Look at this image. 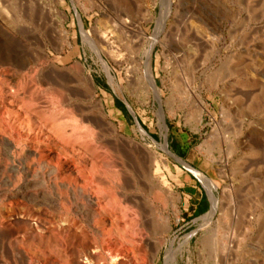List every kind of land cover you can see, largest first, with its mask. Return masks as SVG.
<instances>
[{"label": "rangeland", "instance_id": "obj_1", "mask_svg": "<svg viewBox=\"0 0 264 264\" xmlns=\"http://www.w3.org/2000/svg\"><path fill=\"white\" fill-rule=\"evenodd\" d=\"M0 3V18L3 17L0 25L3 23L6 29L14 31L8 40L0 36V44L13 49L12 56L15 51H22L31 62L21 71L28 77L22 92L27 93L29 108L50 113L49 118L55 113L58 123H64L59 130L69 131L74 147H81L79 152L88 153L85 147L98 149V154L94 148L89 151L91 155H85L92 161L97 157L96 162L99 160L93 185L105 178L106 182L113 180L108 183L116 189L110 192L115 203L111 206L122 215L120 223L125 219L127 222L124 220L123 224L133 228L136 239L142 235L140 252L147 254L145 264H166L167 251L173 253L176 264H264V228L259 230L264 221L257 229H246L249 217L251 222L256 215L264 214V0H0ZM83 28L91 38L90 43L83 40ZM100 56L107 62L113 81L103 70ZM53 64L59 69L52 74L47 69ZM146 66L156 89L150 87ZM81 73L92 77L91 85L85 80L79 79L78 83L73 80L81 77ZM58 75L60 82L68 86L64 84L59 92L48 85L59 81ZM67 107L73 108L70 115ZM160 107L165 131L158 117ZM161 143L207 178L219 200L212 217L204 216L211 209V201L203 181L178 158L164 151ZM177 150L188 152L186 160ZM101 159L105 161L102 166ZM152 159L160 161L171 193L157 190L156 194L153 183L147 176L142 177L141 166L151 165ZM136 174L140 176L135 177ZM3 180L0 179V264H51L47 256L55 254L58 247L69 254L71 264H91L97 251L93 248L96 235L89 228V216L69 213L74 222L72 231L80 237L84 235L87 241L69 240L68 226L65 228L61 222L66 214L59 211L52 196L39 192L41 184L37 188L35 181H31L32 185L20 193L27 191L29 197L17 194L14 199ZM106 182L101 183L106 186ZM42 187L54 192L46 180ZM124 191L129 196L122 197ZM200 191L206 196L208 208L193 213L191 207ZM61 196V202L67 203L66 196ZM130 198L140 206L133 205ZM236 205L245 209V217L235 225L226 214L237 209ZM60 231L65 232L63 239ZM53 233L61 234L55 246L47 239ZM226 235L228 243L234 245L229 251L219 249L220 243H227ZM111 241L118 243L113 237ZM85 242L89 246L83 247ZM119 251L114 260L117 263L109 260L107 264H140L132 252L121 248Z\"/></svg>", "mask_w": 264, "mask_h": 264}, {"label": "bare ground", "instance_id": "obj_2", "mask_svg": "<svg viewBox=\"0 0 264 264\" xmlns=\"http://www.w3.org/2000/svg\"><path fill=\"white\" fill-rule=\"evenodd\" d=\"M1 4V3H0ZM16 9V8H15ZM6 14V12H5ZM4 15V14H3ZM7 15V14H6ZM19 16V15H18ZM24 16V14H23ZM6 17V16H5ZM3 18V17H1ZM0 18V19H1ZM6 20V18H5ZM3 21V20H2ZM22 21V20H19ZM23 22V21H22ZM25 22V21H24ZM1 23V21H0ZM8 23V21H7ZM107 24V23H106ZM3 25V23H2ZM0 25V36L5 39L8 40L10 37L13 36L14 31H9V29H6V27ZM81 25V24H80ZM7 26V25H6ZM83 27V26H82ZM8 28V27H7ZM21 29V28H20ZM30 30V29H29ZM85 29L83 28L81 31L83 33V40L85 42H91V38L88 35V33H86L84 31ZM24 33V29H21V33ZM31 31V30H30ZM43 31V30H42ZM36 33V32H35ZM63 33V32H62ZM29 34V33H28ZM63 35V34H62ZM61 35V36H62ZM35 36V35H34ZM31 37V36H30ZM16 38V36H15ZM52 38V37H51ZM50 38V39H51ZM1 39V38H0ZM11 40V39H10ZM23 40V39H22ZM31 40V39H30ZM38 42V41H37ZM21 43V42H20ZM25 43V42H24ZM6 45V44H5ZM15 45V44H14ZM22 45V44H21ZM89 45V44H88ZM92 45V44H91ZM95 45V44H94ZM24 46V45H23ZM29 46V44H28ZM39 47V45H37ZM93 46V45H92ZM94 47V46H93ZM14 48V47H13ZM52 48V47H51ZM97 48V47H96ZM65 49V48H64ZM17 50V49H15ZM23 50V49H21ZM14 50L11 49L10 47L7 46H3L0 44V173H1V180H3V183L5 187H7V190L9 191L10 195L12 197L15 198V196H17V194L21 195V197H25L28 198L29 196L27 195V191L25 192V194H20L22 192V190H26L27 187L31 186L29 185L31 183V181H35V183L37 184L36 187L38 188L39 185V192H41V194H45L47 196H52L54 199V201H56L57 207L59 208V211H63L66 215L65 217L62 219V223L65 225L64 227L66 228V225L68 226L67 230H68V234L66 235V237L69 240H74L76 238H78V240L80 242H83L85 237L84 235H79L76 234V232L72 231L73 228V223L72 222V218L69 217V213L71 211H73L74 213H76L77 215H87L89 216L88 219L90 218V220H88V223L90 225V229L92 230V232L96 235L95 239H94V246L93 248L96 249L95 251H97L96 255L90 260L91 264H107L109 260H113V262H115L114 260L116 259V257L119 255L120 251L119 249L121 248V250H125V251H130L133 253V257L135 259L136 262L140 261L143 262V264H145L147 261L145 259V255L144 253L140 252L141 249V241L139 239H141V234H139L138 237H140L139 239L135 238L136 232H133V228L130 226H127L126 223L123 224L124 220L122 223H120V215L117 214V210H114V208L112 206H115V203L113 204L112 202V197L110 192L112 191V189L114 188V185L108 184L110 182L111 179H109V181L106 182L102 180L104 183L106 182V186L104 183L101 182H97L96 185H93L94 183V179H93V174L95 175L96 172H94V170L96 169L97 166V158L95 159V161H92V158L90 157V155L92 153H89V151H93V149L95 147H85L88 150V153L90 154L89 157L91 158H87L88 156L82 152H79V148L76 149L74 147V145H76L74 142H72L70 140V134L67 133L69 131H60L59 129V125L63 127L64 123L63 122H59L56 118V116H54V114L49 118V115H46L45 113H43L42 111H38L35 110L34 108H29V102L27 101V97L25 94L27 93H23L22 90L24 89V85L26 84L25 82V78L28 79V77H26V75H23L24 73H21L22 69H24L26 67V65L29 63L28 59H26L23 56V52L21 51L19 52H14V56L11 55V53ZM20 51V50H19ZM97 51V50H96ZM36 52V51H34ZM37 53V52H36ZM25 54V53H24ZM33 54V53H32ZM150 54V53H149ZM40 55V54H39ZM41 56V55H40ZM99 58V57H98ZM21 62L19 63L18 60ZM45 59V58H44ZM41 60V59H40ZM146 62L149 63V55L147 56V60ZM230 62V61H229ZM31 63V62H30ZM29 63V64H30ZM38 63V62H37ZM100 63L101 66L103 67V70L105 71V73L107 74L108 78L110 81H113V77L110 73V68L107 64V62L100 56ZM71 66V65H70ZM148 66V65H147ZM146 66V67H147ZM68 67V66H67ZM81 67V66H80ZM29 68V67H28ZM57 65L53 64L50 66V69L48 68L47 70H51V73L53 74L52 71H58L57 69ZM33 69V68H32ZM31 69V70H32ZM63 69V68H62ZM72 69V68H71ZM64 70V69H63ZM146 70V69H145ZM46 71V68H45ZM36 72V71H34ZM72 72V71H71ZM56 73V72H55ZM43 74V73H42ZM60 74H62L60 72ZM68 74V73H67ZM146 74V73H145ZM56 75V74H55ZM230 75V74H229ZM29 76V75H28ZM44 76V75H43ZM38 77V76H37ZM59 77V75H58ZM77 77V76H75ZM34 78V77H33ZM60 78V77H59ZM68 78V77H66ZM147 78L150 84V87H152V89H156V85L154 84V80L153 77L150 73L149 67H147ZM32 79V78H31ZM63 79V78H62ZM79 79L81 81H87L88 84L91 85L92 81V77L90 75H86V74H82L81 73V77H77L74 78L73 80L75 82L79 81ZM35 80V79H34ZM66 80V79H65ZM32 81V80H31ZM37 81V80H36ZM58 80L54 81H50L51 84H48L49 86H51V89H53V91H58L59 92V88L61 89V87H63V85L66 83H62L61 78L60 80L57 82ZM72 81V80H70ZM80 82V81H79ZM30 83V81H29ZM28 83V84H29ZM47 83H49V81H47ZM78 83V82H77ZM115 82H113L112 84H114ZM36 85V84H35ZM53 85V86H52ZM115 85V84H114ZM47 86V85H46ZM45 86V87H46ZM65 86H67L65 84ZM89 86V85H88ZM43 87V86H42ZM68 87V86H67ZM85 87V86H84ZM70 88V87H69ZM75 88V87H74ZM46 89L48 90V88L46 87ZM50 89V88H49ZM27 90V89H26ZM64 90V89H63ZM43 92V91H42ZM52 92V90H51ZM69 92V91H68ZM77 92V91H76ZM57 93V92H56ZM80 93V92H79ZM78 93V94H79ZM159 93V92H157ZM156 93V97L157 99L160 101V96L159 94ZM38 94V93H37ZM56 95V94H55ZM58 95V93H57ZM90 96V94H88ZM258 96V95H257ZM59 97V96H58ZM57 97V99H58ZM53 98V97H52ZM61 98V96H60ZM72 98V97H71ZM93 98V97H92ZM256 98V97H255ZM31 99V98H30ZM56 99V100H57ZM261 100V99H260ZM32 101V100H31ZM256 101V100H255ZM32 103V102H31ZM37 103V102H36ZM47 103V102H46ZM40 104V103H39ZM57 105V104H56ZM68 105V104H67ZM96 105V104H95ZM65 106V105H64ZM71 106V105H70ZM68 106V107H70ZM75 106V105H74ZM90 106V105H89ZM101 106V105H100ZM45 107V106H44ZM56 107V106H54ZM61 107V109L63 108L62 106H58V108ZM66 107V106H65ZM66 108L68 111V114L70 115V108ZM38 108V106H37ZM57 108V107H56ZM76 108V107H75ZM58 110V114L59 111ZM65 109V108H63ZM69 109V110H68ZM101 109V108H100ZM78 110V109H77ZM44 111V110H43ZM65 111V110H64ZM46 112V113H47ZM51 112V111H50ZM101 112V111H100ZM57 113V112H56ZM61 113V112H60ZM67 113V112H66ZM73 113V112H72ZM90 113V112H89ZM88 113V114H89ZM102 114V113H101ZM68 115V116H69ZM67 116V114H66ZM67 116V117H68ZM103 116V115H102ZM73 117V115H72ZM158 117L160 120V125L163 127L162 131L166 130V126L164 124V112L162 110V108H159L158 111ZM70 118V116H69ZM79 118V117H78ZM83 118V117H82ZM88 118V117H87ZM60 119V117H59ZM68 119V118H67ZM70 120V119H69ZM75 120V119H74ZM91 121V120H90ZM107 121V120H106ZM71 123V122H69ZM77 123V122H76ZM87 123V122H86ZM110 123V122H109ZM68 124V123H66ZM70 125V124H69ZM79 125V124H78ZM72 126V125H71ZM89 126V125H88ZM66 127V125L64 126ZM78 127V126H76ZM80 127V126H79ZM82 128V127H81ZM84 128V127H83ZM96 128V127H95ZM140 128V127H139ZM66 129V128H63ZM69 129V128H68ZM138 129V128H137ZM141 129V128H140ZM72 130V129H70ZM74 130V129H73ZM87 130V129H86ZM113 130V129H112ZM81 131V130H80ZM141 131V130H140ZM71 132V131H70ZM75 132V131H74ZM103 132V131H102ZM109 132V131H108ZM80 134V132H78ZM86 133V132H85ZM141 133V132H140ZM78 136L76 135V138ZM75 138V139H76ZM80 139V138H79ZM127 139V138H126ZM77 140V139H76ZM86 140V139H85ZM78 141V140H77ZM76 141V142H77ZM81 142V141H80ZM85 142V141H84ZM87 142V141H86ZM130 142V141H129ZM74 143V144H73ZM162 144V143H161ZM98 145V144H97ZM81 146V145H80ZM134 147L135 144H134ZM133 147V149H134ZM84 147L82 149H85ZM126 148V147H125ZM162 148L164 151H166L168 154H170L172 157H176L178 158L175 154L171 153L165 146V144H162ZM234 148V147H233ZM81 149V150H82ZM96 149V148H95ZM94 149V150H95ZM138 149V148H137ZM136 149V150H137ZM78 150V151H77ZM98 149H96L95 151H97ZM117 150V149H116ZM133 151V150H132ZM84 152V151H83ZM86 152V151H85ZM99 151H97L96 153L98 154ZM140 151H137V153ZM106 154V153H105ZM87 157H86V156ZM119 155V154H118ZM132 155V154H130ZM107 156V155H106ZM135 156V155H134ZM141 156V155H138ZM137 156V158H138ZM149 156V155H148ZM150 157V156H149ZM148 157V158H149ZM109 158V157H108ZM90 159V160H89ZM106 159V158H105ZM144 159V157H143ZM137 160V159H136ZM142 160V158H141ZM148 160V159H147ZM146 160V161H147ZM151 160V159H150ZM153 162L147 165H142L139 160L140 166L141 168L144 170L143 172V176H147L149 182L153 183V191H155V193L157 194V190H160L164 193H171L172 190L170 189V185H169V180L168 177L163 174L161 172V164L160 161H158L157 159H152ZM177 160V159H176ZM179 162L182 163V165H184L185 167H187L188 169H191L199 178L200 180L203 181V183L206 186V189L208 191V195H209V199L211 201V209L209 210V212L204 215L207 216L208 218L212 217V215L215 213V211L218 208V198L215 196L213 189L211 188V186L208 183V180L206 177H204V175H202L200 172H198L197 170L192 169L189 165H186V163H184L181 159H179ZM108 161V160H107ZM106 161V162H107ZM149 161V160H148ZM103 163H105V161L103 162V159L100 160V165L102 166ZM137 163V162H136ZM146 163V162H145ZM108 164V163H107ZM108 167V165L106 166ZM105 167V168H106ZM103 168V170L105 169ZM98 169V168H97ZM96 169V170H97ZM12 172L11 174L8 172ZM115 171V170H112ZM131 171V170H129ZM105 172V171H104ZM116 172V171H115ZM135 172V171H134ZM10 174L9 176H6V174ZM106 173V172H105ZM130 173V172H129ZM4 174V175H3ZM13 174V175H12ZM107 174V173H106ZM131 174V173H130ZM128 175V174H127ZM139 175V174H138ZM138 175H134L135 177ZM172 175V174H171ZM13 176V178H12ZM110 176V175H109ZM140 176V175H139ZM107 177V176H106ZM115 177V176H114ZM132 176H129V178H131ZM141 177V178H142ZM175 177V176H174ZM111 178V177H110ZM140 178V177H139ZM178 178V177H176ZM118 179V178H117ZM123 179V178H122ZM136 179V178H135ZM46 182H48V184L50 185V187L54 190H48L47 187H45V189L42 187V189L40 188V186H42V184L44 185ZM94 180V181H93ZM134 180V178H133ZM141 180V179H140ZM145 180V178L143 179ZM100 181V180H98ZM113 181V180H111ZM123 182V181H122ZM126 182V181H125ZM136 182H138V180L136 179ZM145 182V181H144ZM34 183V184H35ZM118 183V180H117ZM121 183V182H120ZM119 183V184H120ZM133 183V182H132ZM33 184V185H34ZM114 184V183H113ZM116 184V183H115ZM148 184V183H147ZM93 185V186H92ZM117 185V184H116ZM132 185V184H131ZM135 185V184H134ZM119 186V185H118ZM126 186H128L126 184ZM145 186V185H142ZM252 186V185H251ZM4 187V188H5ZM34 187V186H33ZM125 186H123L124 188ZM122 188V189H123ZM133 188V187H130ZM120 189V188H119ZM126 189V188H125ZM129 189V188H127ZM126 189V190H127ZM55 190H58V192H55ZM116 191V189H113ZM37 191V190H34ZM62 191V192H61ZM152 191V192H153ZM16 192V194L14 193ZM30 192V191H29ZM118 192V191H117ZM120 192V191H119ZM118 192V194H119ZM137 192V191H136ZM38 193V192H37ZM49 195H48V194ZM61 193L64 194V196H66L65 199H67V203L65 202H61L60 196ZM116 194V193H115ZM117 197V195H115ZM18 195V197H19ZM38 195V194H37ZM165 195V194H164ZM1 196V195H0ZM44 196V195H43ZM63 196V195H62ZM61 196V198H62ZM63 196V197H64ZM122 197L125 196H129L125 194V191L121 194ZM38 197V196H37ZM36 197V198H37ZM120 197V196H119ZM1 198V197H0ZM128 198V197H127ZM32 199V198H31ZM115 199V198H114ZM118 199V197H117ZM124 199V198H123ZM126 199V198H125ZM165 199V198H164ZM233 199V198H232ZM64 200V199H63ZM131 201H133V205L136 204L135 206L138 207L139 203H136L135 199H131ZM129 200V202H130ZM29 201V199H28ZM140 201V200H139ZM138 201V202H139ZM151 201V200H150ZM12 201H9L8 203L11 204ZM116 202V199H115ZM149 202V201H148ZM233 203V202H232ZM112 205V206H111ZM119 205V202H118ZM117 205V206H118ZM132 205V203H131ZM130 205V206H131ZM152 205V204H151ZM128 206V205H127ZM126 206V208H128ZM140 206V205H139ZM231 206V204H230ZM233 206V205H232ZM235 206V205H234ZM56 207V206H55ZM132 207V206H131ZM136 207V209H137ZM142 207V206H141ZM144 207V206H143ZM154 207V206H153ZM236 207H238V205H236ZM54 208V207H53ZM56 208V210L58 209ZM121 208V205H120ZM235 208V207H233ZM55 209V208H54ZM122 209V208H121ZM124 209V208H123ZM135 210V208H133ZM130 210V207H129ZM150 210V209H148ZM245 209L243 207H238L237 209H232L231 212H229L228 214H226V217H230L229 220H231L233 222V224H239L243 221V218L245 217ZM55 211V210H54ZM60 211V212H61ZM125 211V210H124ZM131 211V210H130ZM137 211V210H136ZM121 212V211H120ZM135 212V211H134ZM132 211V214H136V212L134 213ZM139 212V211H138ZM225 212V211H224ZM228 212V211H227ZM119 213V212H118ZM124 213V212H123ZM154 213V212H153ZM152 213V214H153ZM226 213V212H225ZM75 214V215H76ZM128 214V213H127ZM138 214V213H137ZM150 214V216L152 215ZM142 215V214H141ZM62 216V215H61ZM84 216V217H85ZM126 216V215H125ZM128 216V215H127ZM126 216V217H127ZM139 216V215H137ZM144 217V214L142 215ZM146 216V215H145ZM156 216V215H155ZM52 217V216H51ZM83 217V216H81ZM147 217V216H146ZM58 218V217H57ZM142 218V217H141ZM145 218V217H144ZM143 218V219H144ZM123 219V218H122ZM143 219H141L143 221ZM206 219V218H205ZM228 219V218H227ZM252 218L249 217L248 218V223L246 225V229L251 231L254 230L258 224H260V222L264 221V214H258L253 218V222L249 221ZM86 220V219H85ZM139 220V219H138ZM137 220V221H138ZM140 220V221H141ZM92 221V222H91ZM139 221V222H140ZM60 222V223H61ZM87 222V221H84ZM125 222H127L125 220ZM129 224L131 222L128 221ZM135 222V221H134ZM132 222V223H134ZM144 222V221H143ZM142 222V223H143ZM147 222V221H145ZM152 222V221H151ZM56 223V222H54ZM61 223V224H62ZM141 223V222H140ZM149 223V222H148ZM158 223V222H157ZM123 224V225H121ZM139 224V223H138ZM232 224V225H233ZM53 225V224H51ZM58 229H59V225L56 224ZM88 225V226H89ZM137 225V224H136ZM140 225V224H139ZM42 226V225H41ZM63 226V225H61ZM60 226V227H61ZM141 226V225H140ZM151 226V224H150ZM129 227L131 228V230L129 229ZM138 227V226H137ZM155 227V226H154ZM218 227H220V225H218ZM217 227V228H218ZM234 227V226H233ZM259 227V225H258ZM56 228V229H57ZM71 228V229H70ZM143 228L144 231H146V226L143 223ZM264 226L259 229V230H263ZM257 229V228H256ZM55 230V229H54ZM89 230V229H88ZM90 230V232H91ZM138 230V228H137ZM140 230V229H139ZM142 230V229H141ZM140 230V231H141ZM152 230V226L150 231ZM56 231V230H55ZM143 231V230H142ZM58 232V231H57ZM62 231H60L59 233H61ZM78 232V231H77ZM91 232V233H92ZM144 232V233H145ZM255 232V231H254ZM50 233V232H49ZM65 233V232H64ZM64 233L61 235L62 239L64 237ZM138 233V232H137ZM141 233V232H140ZM153 233V232H152ZM230 233V232H229ZM235 233V232H234ZM87 234V233H86ZM89 234V233H88ZM48 235V234H46ZM59 234H49L47 236V239L50 241L52 240L53 246H55V242H57L58 238H61ZM92 235V234H91ZM138 235V234H137ZM141 235V236H140ZM224 236V235H223ZM37 237V236H36ZM94 237V236H91ZM114 238L118 243H112L111 238ZM137 237V236H136ZM88 238V237H87ZM146 238V237H145ZM39 239V238H38ZM61 239V240H62ZM143 239V237H142ZM219 239V238H218ZM225 239L227 240V243H220V247L222 250L225 251H229L232 247L233 244H229L228 243V239L229 236L226 235ZM47 240V241H48ZM60 240V242H61ZM78 240H75L78 241ZM149 240V239H148ZM51 241V242H52ZM85 241H87L85 239ZM74 242V244H75ZM144 242V241H143ZM147 242V241H146ZM145 242V244H146ZM225 242V241H224ZM230 242V241H229ZM63 243V242H62ZM149 243V241L147 242ZM160 243V242H159ZM233 243V241H232ZM58 244V243H57ZM61 244V243H60ZM59 244V245H60ZM80 244V243H79ZM84 245H82V243L80 244V247L78 246V248L81 249V245L84 247L86 242L83 243ZM144 244V243H143ZM78 245V244H77ZM88 245V244H86ZM152 245V244H151ZM63 246V245H61ZM89 246V245H88ZM145 246V245H144ZM148 246V244H147ZM234 246V245H233ZM22 247V246H21ZM31 247V246H30ZM52 247V246H51ZM57 247V246H56ZM216 249V248H215ZM30 250V249H29ZM55 250V249H54ZM53 250V251H54ZM82 250V249H81ZM80 250V251H81ZM144 250V249H143ZM154 250V249H153ZM221 250V251H222ZM42 251V250H41ZM93 251V250H91ZM90 251V252H91ZM146 251V249L144 250ZM74 252V251H73ZM39 253V252H38ZM51 253V252H50ZM87 253V251H86ZM85 253V254H86ZM156 253V252H155ZM129 254V253H128ZM173 253L168 252L167 251V255L164 258V260L166 261V264H176L174 258H173ZM27 255V254H23ZM78 255V254H77ZM83 255V254H82ZM121 256V255H120ZM123 256V255H122ZM26 257V256H25ZM31 257V256H30ZM83 257V256H82ZM87 257V255L85 256ZM133 257H131L133 259ZM157 257V256H156ZM28 258V257H27ZM43 258V257H42ZM49 262L51 264H71V260H70V256L69 254H67V252L65 251V249H63L62 247H58L57 251L55 252V254H49L47 256ZM91 258V257H90ZM118 258V257H117ZM37 259V258H36ZM72 259V258H71ZM79 259V258H78ZM84 259V258H83ZM133 259V261H134ZM152 259V258H151ZM30 260V259H29ZM86 260V259H85ZM117 260V259H116ZM148 260V259H147ZM88 261V260H87ZM119 261V260H118ZM83 262V261H82ZM31 263V262H30ZM73 263V262H72ZM89 263V262H88ZM117 263V262H115ZM149 263V261H148ZM29 264V263H28ZM46 264V263H45ZM152 264V263H151Z\"/></svg>", "mask_w": 264, "mask_h": 264}, {"label": "crops", "instance_id": "obj_3", "mask_svg": "<svg viewBox=\"0 0 264 264\" xmlns=\"http://www.w3.org/2000/svg\"><path fill=\"white\" fill-rule=\"evenodd\" d=\"M176 153H178L180 157H184L185 160L189 156L188 152L177 150ZM207 208H208V202H207L206 196L202 191H200L199 198L197 199V202L194 205H192L191 211L193 213H202V212L207 211Z\"/></svg>", "mask_w": 264, "mask_h": 264}]
</instances>
